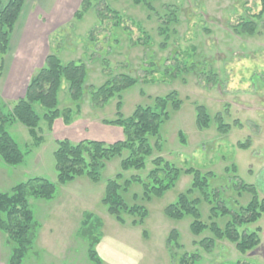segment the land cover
Wrapping results in <instances>:
<instances>
[{
	"label": "rangeland",
	"instance_id": "obj_1",
	"mask_svg": "<svg viewBox=\"0 0 264 264\" xmlns=\"http://www.w3.org/2000/svg\"><path fill=\"white\" fill-rule=\"evenodd\" d=\"M107 1L124 16V30L116 32L110 19L99 24L98 15L92 9L75 24L72 19L66 21L57 34L49 36L50 40L44 38L47 43L41 40L40 34L29 37L31 40L36 37L32 40L35 45L38 42L45 48L46 43V48L57 52L64 61H86L87 83L100 86L110 73L101 61L90 58L95 55L97 59L99 52L104 53L115 74L139 76L140 81L123 92L125 116L131 115L136 106L150 105L156 96L177 90L183 105L177 110L169 109L170 119L161 126L163 147L155 150V156H164L182 170L174 186L161 194L151 191L147 195L144 183H148L153 158L147 159L144 169L124 171L121 167L123 157L118 156L106 163L99 182L83 175L61 185L52 200L33 198L31 203L40 228L35 242L36 253L24 264H97L90 256L88 238L81 234L87 213L94 215L92 224L98 226L101 222V237L96 247L102 260L100 264H180L184 254L193 253L200 255L195 264H264V216L241 227V231H257L260 238L256 247L241 253L234 243L223 239L216 240L211 252L205 251L199 241L213 236L210 229L196 235L191 229L192 214L182 218L166 214V207L190 188L194 176L185 172L190 167L214 173L210 177V188H218L221 199L233 211H239L253 199L249 190L240 188V182L254 185L258 195L264 197V16L258 22L256 35H239L233 31V26L244 17L263 9V0H161L156 3L157 13L136 5L133 0ZM171 10L177 11L179 18L172 24L167 46L162 47L165 37L160 35L159 29ZM91 30H94L95 41L90 40ZM51 40L54 47H60H51ZM59 41L61 43L57 44ZM188 54L193 57L188 58ZM151 60L161 70L167 66L173 68L177 61L181 66L184 61L186 64L201 61L202 68L200 73L184 72L180 77L169 78L163 71L148 72ZM214 73L219 83L211 80ZM66 88L64 82L61 108L71 105L64 93ZM2 99L9 107L15 102ZM117 101L118 97L112 98L98 111L87 98L81 121L67 125L60 118L52 131L42 121L43 142L38 146L33 145L23 124L11 125L10 132L26 155L24 162L17 166L5 164L0 157V191H9L35 176L56 181L55 151L60 139L106 143L123 139L120 126L102 123L104 118L114 117ZM198 104L206 105L212 116L224 115L225 123L231 125L230 130L221 132L214 120L208 129H200L195 113ZM181 131L185 142L181 141ZM118 173H123L119 193L126 203L147 209L143 221L139 213L126 214L127 222L123 224L109 212V205L104 202L106 186ZM133 176L145 181L127 185L126 179ZM191 196L200 198L201 218L209 221L211 203L199 189ZM229 218L228 215L220 216L216 221L223 227ZM8 249L5 245L4 251ZM7 259L1 257L0 264H6Z\"/></svg>",
	"mask_w": 264,
	"mask_h": 264
},
{
	"label": "trees",
	"instance_id": "obj_2",
	"mask_svg": "<svg viewBox=\"0 0 264 264\" xmlns=\"http://www.w3.org/2000/svg\"><path fill=\"white\" fill-rule=\"evenodd\" d=\"M159 1L161 0H133L136 5L145 6L152 13H157L156 3ZM25 3L26 0H8L2 6V0H0V6H2L0 9V54L2 64ZM92 9L98 15L99 24L104 23L106 19H110L116 32L124 30V16L120 11L114 9L107 0H81L73 14L72 23L75 24L83 20ZM166 16V21L162 23L159 29L160 35L165 37L162 47L167 46L172 24L177 23L179 18L178 12L172 10L168 11ZM263 16L264 0L263 9L258 14H253L248 18L244 17L245 19L233 26V31L239 35H256L259 33L258 22ZM57 33H54V35ZM93 34L94 30H91V41L96 39ZM115 40L118 42L117 38ZM60 41L62 42V39ZM60 41L57 44H60ZM51 47H54L52 40ZM59 47L57 45L54 48ZM89 50L90 48L87 53ZM107 51L106 53H108ZM97 56V59H95V55L90 58L101 61V65L106 66L110 72L108 78L100 86L87 83L89 68L86 61L77 59L64 61L57 52L50 51L45 58L44 65L31 76L22 97L9 107L0 96V157L8 165L17 166L22 164L26 155V152L12 136L10 132L11 125L17 122L23 124L33 139V145L38 146L43 142V136L41 135L44 130L41 126L42 121H45L46 128L49 131L53 130L55 121L60 118L65 124L71 125L77 117L82 115L87 98L99 111L112 98L118 97L116 114L113 118H104L102 123L120 126L124 132V138L113 143L91 139H83L79 142L68 138L60 139L57 141L55 151L56 181L35 176L14 185L9 191H0V232L5 236V245L10 249L6 264H24L31 254L36 253L34 249L40 223L36 219L32 207L31 200L33 198L52 200L57 196L61 185H66L83 175L88 176L93 182H99L102 176L101 171L106 163L118 156L123 157L121 167L124 171L144 169L147 159L153 158V168L148 172V183H144L147 195L151 191L161 194L168 190L175 185L181 173L182 169L164 156H155V150H162L163 147L161 126L170 119L169 109L177 110L183 105L179 92L171 90L165 95H158L153 98L152 104L138 105L131 115L125 116L122 112L123 92L135 86L140 78L129 73L115 74L114 71L110 70V63L107 58L105 59L104 53L99 52ZM187 56L192 58L193 54ZM153 60L149 61L151 66L146 70L150 73L163 71V74L169 78L180 77L184 72L200 73L202 68L201 61H196V63L190 61L187 64L184 61L182 66L180 61H177L173 68L164 66L165 68L161 70ZM210 78H213L211 80L216 83L220 81L215 73ZM64 82L67 84L64 93L70 99L71 105H65L64 108H61V92ZM39 108L43 110V113L40 112ZM195 113L196 124L200 129H208L213 120L221 132L229 131L231 128L230 124L225 123L224 115L216 114L212 116L209 108L204 104L196 105ZM180 136L181 141L185 142L182 131ZM232 169L236 171V166H233ZM185 172L194 176L193 182L186 193H181L175 203L166 207V214L172 218H182L186 214H192L194 220L191 229L196 235L205 229H210L213 236H206L199 241L207 252H211L215 248L217 239L229 240L235 244L241 253H246L256 247L260 243L258 232L240 230L244 224L256 222L264 216V197L258 195L255 186L240 182V188L249 190L253 194V199L247 206L241 207L239 211H233L221 199L218 188L211 190L209 181L210 177L214 176L213 172L203 173L194 167L185 169ZM122 178L123 173H118L116 177L108 180L104 202L109 205V212L123 224L127 222L126 214L135 215L139 213L140 219L143 221L147 215V209L139 205L129 206L119 193ZM133 181L143 182L145 180L140 176H133L126 179V184L128 185ZM150 183L153 185L151 186ZM196 189L201 190L212 205L209 221L201 218L200 198L191 196ZM225 215L230 218L226 225L222 227L216 219ZM93 218L92 213L85 215L81 234L83 237L88 238L91 258L97 264H100L102 260L96 247L100 242L101 222L95 218L96 221H99V225L92 224ZM133 223L136 224V220ZM89 233L91 235H88ZM199 257L198 253L184 254L180 258V264H195ZM63 264L71 263L65 262Z\"/></svg>",
	"mask_w": 264,
	"mask_h": 264
},
{
	"label": "crops",
	"instance_id": "obj_3",
	"mask_svg": "<svg viewBox=\"0 0 264 264\" xmlns=\"http://www.w3.org/2000/svg\"><path fill=\"white\" fill-rule=\"evenodd\" d=\"M7 1L2 0V6ZM79 4L77 0H26L12 33L9 50L3 64L0 65L2 98L16 101L25 94L31 76L44 65L45 58L50 53L49 47L46 48L47 40L44 38L48 39L50 35L57 33L66 21L72 19ZM34 33L43 37L40 36L41 40L46 42L45 48L38 42V45L32 42L36 37L31 40L29 36ZM81 120L80 115L73 124ZM56 121L53 129L56 127ZM0 234V258L6 259L10 251L9 249L7 252L4 251L5 236L1 232Z\"/></svg>",
	"mask_w": 264,
	"mask_h": 264
}]
</instances>
